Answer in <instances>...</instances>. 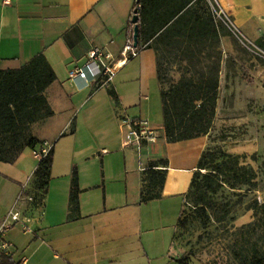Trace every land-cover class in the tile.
<instances>
[{
	"label": "crops",
	"instance_id": "0c3cea01",
	"mask_svg": "<svg viewBox=\"0 0 264 264\" xmlns=\"http://www.w3.org/2000/svg\"><path fill=\"white\" fill-rule=\"evenodd\" d=\"M217 2L249 39L263 35L264 0ZM134 3L0 0V68H17L43 53L55 72V79L44 90L52 114L31 126L39 142L25 147L12 162L0 161L1 219L13 206L21 186L32 188L40 160L34 151L44 143L52 150L50 177L35 231L25 233L15 223L4 233L11 245L7 255L15 261L180 264L176 259L183 254L174 238L176 222L169 237L163 223L153 225L150 221L157 215L163 219L175 207L179 210L177 221L198 159L209 144V133L168 142L161 122L153 143L134 140L126 119L142 117L128 113V102L145 103L148 96L131 81L140 80L144 70L153 71L160 95L156 54L151 48L138 49L106 85L101 79L89 86L80 80L69 81V73L87 62L92 49L109 54L112 61L120 58L132 34ZM248 70V95L264 104V62ZM159 159L167 161L165 166L157 163V168L166 170L161 195L142 202L143 170ZM73 171L79 188L74 210L69 201Z\"/></svg>",
	"mask_w": 264,
	"mask_h": 264
},
{
	"label": "trees",
	"instance_id": "16d2710c",
	"mask_svg": "<svg viewBox=\"0 0 264 264\" xmlns=\"http://www.w3.org/2000/svg\"><path fill=\"white\" fill-rule=\"evenodd\" d=\"M134 12L138 17L137 49L151 48L155 51L159 83V56L169 52L171 48L178 49L183 44L189 47L184 59L192 66L202 64V58H213L210 64L205 65L213 71L210 82L192 79L184 82L181 78L168 92L169 96L160 84L162 125L166 141H178L209 133L215 107L219 61L215 54L202 55V49L206 46L215 47L220 34L208 28L214 15L209 3L206 0H135L132 14ZM207 39L210 40L209 43ZM128 40L132 42L131 32ZM256 43L264 50V33ZM200 74L202 76V73ZM54 79L55 72L43 53L34 55L17 68H0V161L12 162L25 147H34L39 142L33 136L31 126L52 114L44 90ZM100 79L99 77L98 81ZM170 94L176 96V100L181 103L180 111L176 114H171L167 104ZM188 95L191 96L190 100L187 99ZM185 107L194 108L192 120L203 123L196 132H191L186 125L187 113L183 112ZM239 158V155L221 148L206 147L198 159L184 200L186 196H191L196 207L205 213L207 208L213 209L209 195L216 193L218 187L226 184L230 188L242 185L247 186V189L255 188L258 185L257 172L253 167L239 163ZM51 163L50 149L46 156L39 160L32 185V189L41 199L50 177ZM157 163L165 166L167 161H151L143 170L140 191L142 202L159 198L161 195L166 170L157 168ZM78 192L73 171L69 196L72 210L77 208ZM252 208L255 220L246 227L250 232L256 233V237L253 240H234L231 253L236 264H264V201L259 203L254 200ZM186 223L187 216L182 206L175 224V239L177 230L183 231ZM195 258L187 251L176 260L180 264H189ZM0 264H19V261H15L12 255L1 254Z\"/></svg>",
	"mask_w": 264,
	"mask_h": 264
},
{
	"label": "rangeland",
	"instance_id": "374dc122",
	"mask_svg": "<svg viewBox=\"0 0 264 264\" xmlns=\"http://www.w3.org/2000/svg\"><path fill=\"white\" fill-rule=\"evenodd\" d=\"M211 8L214 11L216 7L213 5ZM208 28L220 34L215 47L205 45L202 49V55L215 54L219 61L215 107L208 131L207 147L221 148L239 155V163L251 166L257 172L258 185L253 189H247L244 185L230 188L224 184L218 187L216 193L209 195L213 209L207 208L205 213L196 207L191 196H186L183 211L187 216V223L183 231L177 230L175 240L182 254L190 251L206 264H236L231 253L233 242L241 238L253 240L256 237V233L250 232L246 225L255 220L252 208L254 200L259 203L264 201V104L255 102L248 95L251 86L248 67L263 63V60L248 51L216 14L213 15V21L208 24ZM222 31L225 33L221 34ZM253 41L256 43V40ZM209 42L207 39V43ZM188 50L189 47L183 44L178 49L171 48L169 52L159 56V79L167 96L181 78L184 82L189 79L210 82L212 79L213 71L205 65L210 64L213 58H202V64L192 66L184 59ZM151 72L144 70L140 80L138 78L131 81L134 88L141 86L142 93L146 94L148 99L141 104L138 101L128 102L130 104L127 108L128 113L147 118L152 126L158 127L162 122V106L156 78L154 72ZM170 95L167 104L171 114H176L180 111L181 103L176 100V96ZM190 97L188 95L187 99L190 100ZM193 110L194 108L185 107L183 112L187 113L185 120L188 129L196 132L203 123L192 120ZM178 211L175 207L172 213H168L163 219L158 215L152 217L150 223H163L169 236ZM196 258L189 264H205Z\"/></svg>",
	"mask_w": 264,
	"mask_h": 264
},
{
	"label": "built area",
	"instance_id": "2783aa9c",
	"mask_svg": "<svg viewBox=\"0 0 264 264\" xmlns=\"http://www.w3.org/2000/svg\"><path fill=\"white\" fill-rule=\"evenodd\" d=\"M10 0H3L8 3ZM210 7L215 5L213 14L217 15L238 38L240 43L253 55L264 61V50L260 48L253 40L249 39L231 20L219 6L217 0H206ZM138 49L132 45V42L126 44L121 52L119 59L112 61L110 55L102 52L100 49H92L88 53V60L82 66L77 67L69 73L70 83L76 80L83 82V86H89L98 82L101 78V84L109 83L117 68L123 65L128 58L137 55ZM126 123L130 128V134L137 142L153 143L157 139V127L152 126L147 119L133 117L126 119ZM48 153L46 143L38 150L34 151V155L42 159ZM42 199L36 192L26 184L21 186L19 195L17 196L13 206L0 219V251L4 254L10 253V243L4 238L5 231L13 224L18 223L25 233H33L35 225L41 217ZM19 264H24L21 260Z\"/></svg>",
	"mask_w": 264,
	"mask_h": 264
},
{
	"label": "water",
	"instance_id": "95a60500",
	"mask_svg": "<svg viewBox=\"0 0 264 264\" xmlns=\"http://www.w3.org/2000/svg\"><path fill=\"white\" fill-rule=\"evenodd\" d=\"M138 17L137 14L134 12L131 16L132 22V45L137 48L138 45Z\"/></svg>",
	"mask_w": 264,
	"mask_h": 264
}]
</instances>
